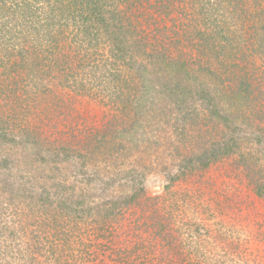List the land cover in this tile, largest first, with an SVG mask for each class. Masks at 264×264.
Instances as JSON below:
<instances>
[{
	"label": "rangeland",
	"instance_id": "1",
	"mask_svg": "<svg viewBox=\"0 0 264 264\" xmlns=\"http://www.w3.org/2000/svg\"><path fill=\"white\" fill-rule=\"evenodd\" d=\"M27 1L0 0V264H85L66 236L131 249L157 212L175 232L148 256L264 264V0H29L53 68L23 57Z\"/></svg>",
	"mask_w": 264,
	"mask_h": 264
},
{
	"label": "trees",
	"instance_id": "2",
	"mask_svg": "<svg viewBox=\"0 0 264 264\" xmlns=\"http://www.w3.org/2000/svg\"><path fill=\"white\" fill-rule=\"evenodd\" d=\"M159 2H163V3L165 2V4L167 3V6L169 7L168 8L169 11H173L176 8L174 3H170L166 0H160ZM163 3H161V4H163ZM25 5L27 6V8L22 7ZM30 6H31V3L28 0L27 3L23 4V5H21V3H17L16 7L10 10V13L12 15L16 14L18 21L21 22V24H20L21 26L19 27L20 34L16 37L17 39L20 38V39H22V41H24L25 38H28L27 31H30L31 29H33V31H38V33H39L36 36V38L33 39V41H31L29 43L30 45L24 44V47L22 49L23 57L28 55L30 53V50H32L33 52H36V53H39L41 50L44 53V57H43L44 59H42L44 61V63H43L44 68H53L54 67L53 65L58 62V60L56 59L58 56L55 54L59 53V55H60V44L58 43V40L55 37L56 31L54 29V30H48V31H44L43 33H40V29H42L43 25L41 24V21L34 22L33 15H31L33 10L31 9ZM53 17L55 18V16H53ZM54 18H51V19H54ZM10 20H11L10 18L4 19L2 25H6V23L9 24ZM89 20L90 19H87V17L84 16L81 21H83V22L87 21L88 22ZM88 25H89V27H94L92 25L91 21H90V24H88ZM144 29L140 30L141 34H142V32H144ZM37 37H38V39H37ZM44 38H45V41H44ZM26 46H28V47H26ZM119 50H122V49L120 48L119 43H117V45H115V48L113 50L112 55H109L112 57V62L109 61L108 62L109 64L117 66L116 63H119V58H121L120 52H116ZM7 55H5V53H4V56H7ZM9 55L12 56V54H9ZM113 58H114V60H113ZM15 65H16V63H15ZM45 72L50 73L49 71H45ZM224 87L227 89L230 88L229 85H227V84H224ZM235 88H237V87L235 86ZM237 90L240 91L239 88ZM239 93H240V95H239ZM204 94L206 96L207 95L211 96L209 92H207V94L206 93H204ZM238 95L242 96L241 92H238ZM14 107L15 108H12L11 110L16 109V105H14ZM17 114H18V112L16 109V112L13 114V116L16 117ZM10 119H12V118H10ZM31 132L35 133V131H31ZM260 185H261V183H260ZM132 198L139 199L140 198L139 193L136 195H133ZM129 199L130 200H126L125 202H122V205L125 206L126 208L130 207L132 204V199L131 198H129ZM143 202H145V201H143ZM115 214L117 215V213H115ZM170 214H171V217L173 218V213L170 212ZM106 215H108V214L106 213ZM158 216H161V214L159 212L156 213V222L155 221L152 222V224H153V226L151 225L152 228H150L148 221L145 220V222L148 223L147 228L145 231L140 232L142 235L146 234L147 238H145V237L144 238L150 240V242H149L150 245L143 244V241L145 240L143 238V241L141 243H136L137 245H134L131 249H128V248H125L124 243L120 240L122 247L118 246L116 249V245H119L120 243H116L117 240L116 241L114 240L115 236H114V238H113V236L108 237V234L106 235V238L108 239L107 242L98 244L97 249H95V248L87 249V250L81 249L79 246L81 244H76L73 241L71 243L70 242L71 238H69V236H66L65 240H64V238L62 239L60 237L58 239V242H56L54 245L57 246L61 243V241L64 240L63 242L67 243L68 246H70L66 251L65 250L63 251L62 255L60 254L61 258H63L62 256H66V261H68V263H70V260L74 257L76 261L79 260L81 262H85V264H105V263H108L110 259H112L113 261L117 259L119 264H166L164 257L160 254L159 255H153V256L147 255L149 252L147 249H150V247L154 248L155 250L158 249V246L160 245V242H161L160 237H158L160 230H166V232H168L169 230H172V233L175 232V231H173V230H175V228H174L175 224H166L163 221H158ZM168 218H170V217H168ZM105 226L106 225H104V227H103L104 230L111 233V231H110L111 227L108 225L106 227ZM130 233H132V232H130ZM134 233L137 236L139 235L138 232L137 233L134 232ZM156 238H157V240L154 241V239H156ZM166 243L169 245L171 244L173 248L175 246V244L173 243V240L166 241ZM173 248H172V251H173ZM143 250H144V252H143ZM145 255H147V256H145ZM81 257H82V259H81ZM61 258L59 260H61Z\"/></svg>",
	"mask_w": 264,
	"mask_h": 264
}]
</instances>
